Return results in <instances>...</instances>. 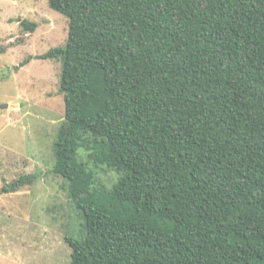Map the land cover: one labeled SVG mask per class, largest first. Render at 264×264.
I'll return each instance as SVG.
<instances>
[{"label": "trees", "instance_id": "trees-1", "mask_svg": "<svg viewBox=\"0 0 264 264\" xmlns=\"http://www.w3.org/2000/svg\"><path fill=\"white\" fill-rule=\"evenodd\" d=\"M49 4L66 45L21 67L62 63L53 172L82 218L70 264H264V0ZM91 164L118 174L111 188Z\"/></svg>", "mask_w": 264, "mask_h": 264}, {"label": "rangeland", "instance_id": "rangeland-1", "mask_svg": "<svg viewBox=\"0 0 264 264\" xmlns=\"http://www.w3.org/2000/svg\"><path fill=\"white\" fill-rule=\"evenodd\" d=\"M20 20L36 22L38 29L28 33ZM68 33V18L49 0H0V48H6L0 55V106H10L0 110V264L71 263L66 237L79 232L82 218L64 179L53 172V143L65 121L62 63L35 59L65 46ZM29 57L35 58L21 67ZM94 169L98 184L111 188L117 181L115 171ZM31 174H40L33 185L2 193L6 183Z\"/></svg>", "mask_w": 264, "mask_h": 264}, {"label": "water", "instance_id": "water-1", "mask_svg": "<svg viewBox=\"0 0 264 264\" xmlns=\"http://www.w3.org/2000/svg\"><path fill=\"white\" fill-rule=\"evenodd\" d=\"M10 106L9 105H6V106H0V110H5V109H8Z\"/></svg>", "mask_w": 264, "mask_h": 264}]
</instances>
